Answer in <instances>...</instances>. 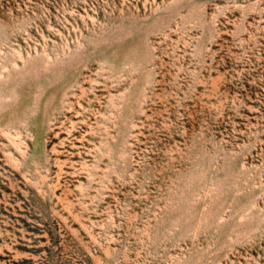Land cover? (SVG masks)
Returning a JSON list of instances; mask_svg holds the SVG:
<instances>
[{"label":"rangeland","instance_id":"obj_1","mask_svg":"<svg viewBox=\"0 0 264 264\" xmlns=\"http://www.w3.org/2000/svg\"><path fill=\"white\" fill-rule=\"evenodd\" d=\"M0 264H264V0H0Z\"/></svg>","mask_w":264,"mask_h":264}]
</instances>
